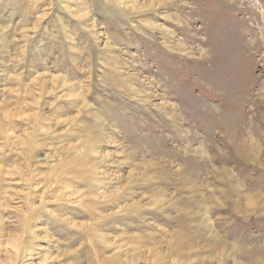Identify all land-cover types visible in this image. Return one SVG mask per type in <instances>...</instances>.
<instances>
[{
  "label": "rangeland",
  "instance_id": "374dc122",
  "mask_svg": "<svg viewBox=\"0 0 264 264\" xmlns=\"http://www.w3.org/2000/svg\"><path fill=\"white\" fill-rule=\"evenodd\" d=\"M0 264H264V0H0Z\"/></svg>",
  "mask_w": 264,
  "mask_h": 264
}]
</instances>
